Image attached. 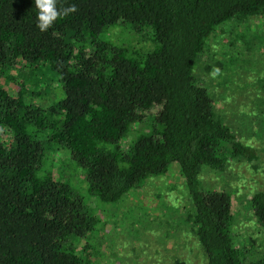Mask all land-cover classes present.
Masks as SVG:
<instances>
[{
  "label": "trees",
  "instance_id": "trees-1",
  "mask_svg": "<svg viewBox=\"0 0 264 264\" xmlns=\"http://www.w3.org/2000/svg\"><path fill=\"white\" fill-rule=\"evenodd\" d=\"M73 4L78 11L41 32L35 0H0V264H82L75 244L99 224L89 201L117 203L171 167L190 201L179 223L204 264H264V249L235 233L232 195L201 185L203 168L223 172L259 156L217 115L198 76L208 37L224 23L263 15L264 0H58L57 7ZM114 27L139 32V48L106 39ZM24 68H44L58 101L29 100L26 81L14 76ZM258 91L264 96V86ZM255 102L239 112L248 132L264 129L257 105L264 99ZM146 119V132L125 143ZM59 150L84 195L54 166ZM246 205L264 230V191Z\"/></svg>",
  "mask_w": 264,
  "mask_h": 264
},
{
  "label": "rangeland",
  "instance_id": "rangeland-1",
  "mask_svg": "<svg viewBox=\"0 0 264 264\" xmlns=\"http://www.w3.org/2000/svg\"><path fill=\"white\" fill-rule=\"evenodd\" d=\"M138 36L139 32L131 28L114 27L105 38L132 51L139 48ZM263 48L264 14L230 21L208 37L198 64V76L214 96L217 115L259 156L252 162L233 161L223 172L203 168L201 185L232 195L238 226L235 233L252 241L259 251L264 249V230L256 227L246 204L253 193L264 191V129L263 126H258L261 131L251 129L253 134L245 130L239 112L256 98L264 99L258 91L264 86ZM206 65H210V72L206 71ZM214 69H220L219 73L213 74ZM15 73L19 81H26L32 102L48 106L60 98L55 82L44 68H24ZM257 105L264 111L260 102ZM150 122L146 119L133 126L125 143L145 133ZM53 158L56 169L67 177L70 174L73 185L84 195L82 178L68 166L65 153L59 150ZM89 205L95 210L99 224L88 238L75 244L82 264H171L175 258L187 264H204L194 238L179 223L190 201L177 168L171 167L162 177L147 179L117 203L99 204L92 200Z\"/></svg>",
  "mask_w": 264,
  "mask_h": 264
},
{
  "label": "clouds",
  "instance_id": "clouds-1",
  "mask_svg": "<svg viewBox=\"0 0 264 264\" xmlns=\"http://www.w3.org/2000/svg\"><path fill=\"white\" fill-rule=\"evenodd\" d=\"M57 4L58 0H35V7L37 9L36 27L41 32L48 31L60 16L78 11L74 4L68 7L61 6L59 8ZM218 73L219 69L213 70V74Z\"/></svg>",
  "mask_w": 264,
  "mask_h": 264
}]
</instances>
